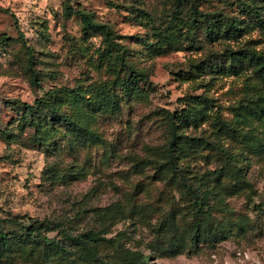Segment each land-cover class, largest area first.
Listing matches in <instances>:
<instances>
[{"label":"rangeland","instance_id":"obj_1","mask_svg":"<svg viewBox=\"0 0 264 264\" xmlns=\"http://www.w3.org/2000/svg\"><path fill=\"white\" fill-rule=\"evenodd\" d=\"M192 1L0 0V264H264V0Z\"/></svg>","mask_w":264,"mask_h":264},{"label":"trees","instance_id":"obj_2","mask_svg":"<svg viewBox=\"0 0 264 264\" xmlns=\"http://www.w3.org/2000/svg\"><path fill=\"white\" fill-rule=\"evenodd\" d=\"M72 0H68V5L66 6V9L68 12H72L71 7L69 6V3H71ZM175 2L178 5H184V4H192V0H175ZM79 17H81L82 20V25L84 27V31L89 34L87 32V30L90 27H95V28H99L94 26V22L91 20L90 16L83 13V12H77L76 13ZM210 16H212V19L214 20H219L221 19L223 16L222 15H208L205 19L204 24L206 27V30L208 32H211V21L209 20ZM220 22V21H218ZM195 26L199 25L198 21H195L194 23ZM226 27L229 28V32H232V34H236L239 31V28L234 24V22H232L231 20L226 21ZM103 28V27H101ZM103 35L106 36V40L110 43H113L112 41V31L110 30V28H104L103 29ZM123 62V61H122ZM137 77H140V75H134L133 78L137 79ZM27 110L29 113L31 114H36L38 112L41 111H47L49 114H59V108L57 105V94H55V92L50 91L44 98L40 99L37 101V105L35 106H28ZM170 162L172 164L173 169L182 177L183 180H185V175H184V171L183 169H181L175 159V156L173 155V149H170ZM184 187L187 188L192 195L195 198V201L200 203L202 202V204L204 206H206L208 204V199L210 194L208 191H205L204 196L203 197H199L198 194L193 191V189L184 184ZM41 228L42 226H40L39 228H35V226H31L29 228H27L26 230V237L25 239L30 241V240H35V239H39L42 240L45 243H49V239L47 237H45L42 232H41ZM78 241H79V245H81V251L83 253L84 256H86L89 260H93V261H99L100 260V255L92 248L87 246L88 242H92V243H97L98 241H100V235L98 233H86V234H82L79 235L77 237Z\"/></svg>","mask_w":264,"mask_h":264}]
</instances>
